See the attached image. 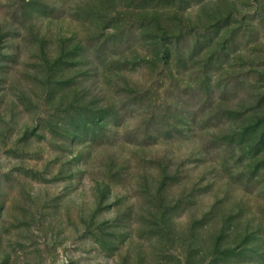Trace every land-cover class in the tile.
Masks as SVG:
<instances>
[{
    "label": "rangeland",
    "instance_id": "rangeland-1",
    "mask_svg": "<svg viewBox=\"0 0 264 264\" xmlns=\"http://www.w3.org/2000/svg\"><path fill=\"white\" fill-rule=\"evenodd\" d=\"M0 264H264V0H0Z\"/></svg>",
    "mask_w": 264,
    "mask_h": 264
}]
</instances>
